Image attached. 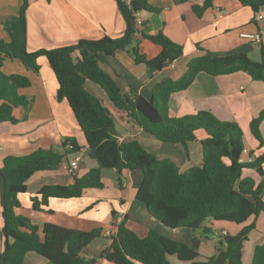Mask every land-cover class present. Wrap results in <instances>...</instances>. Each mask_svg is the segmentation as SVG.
<instances>
[{
	"label": "trees",
	"instance_id": "obj_1",
	"mask_svg": "<svg viewBox=\"0 0 264 264\" xmlns=\"http://www.w3.org/2000/svg\"><path fill=\"white\" fill-rule=\"evenodd\" d=\"M238 1L249 5L254 13L259 7H264V0ZM116 2L126 24L125 33L116 38L80 39L72 45L28 52L25 46V12L29 0H21L18 14L8 17L3 23L8 40L0 37V67L3 60L9 58L37 72V58L44 56L58 83L57 98L67 100L83 134L87 155L97 162L83 175H74L68 185L42 186L31 198L32 208L46 205L50 197H79L88 188H102V170L114 169L119 186L123 170H140L142 176L135 198L147 206L151 216L168 228H201L204 233L209 231L203 225L206 220L241 224L264 212V155L249 162L238 160L243 150L240 126L234 121L220 120L208 110L172 116L168 106L170 95L187 88L200 72L220 75L244 71L252 79L264 82V46L260 47L259 60L243 53L221 57L194 56L178 78L165 77L157 81L152 86L150 97L146 98L132 86L123 90L115 79L116 74L113 76L102 67L103 56H114L125 50L135 63H143L148 74L152 75L179 58L182 47L160 31L149 34L136 27V12L156 10L146 0ZM210 5L211 0H204L202 5H193L192 8L200 15ZM131 43L134 45L128 48ZM87 82L97 85L116 111L122 112L146 134L163 143L180 144L186 149L189 142L196 140L197 131H203L201 164L180 170L172 158L158 157L136 138L120 142L109 109L86 87ZM30 83L27 76L5 74L0 69V122H18L12 114L14 107L29 109L32 100L20 94L18 89L28 87ZM263 119L264 109L249 123L251 133L258 140H261L258 127ZM62 148V152L37 148L29 154L3 158L0 204L4 242L0 264H23L29 251L37 252L53 264H94V258L86 257L84 250L103 233L102 228L81 230L49 221L40 226L21 209L18 196L25 192L26 180L37 171L59 168L68 154L81 149L74 138H65ZM244 168H254L262 179L255 183L253 178L243 176ZM253 227L252 222L243 225L235 234H218L214 255L199 260L197 237L186 244L153 229L144 236H138L125 226L124 221H120L108 235L110 244L100 251L98 258L113 264H171L168 255L172 254L180 260H190L191 264H243V244ZM252 264H264V240L254 247Z\"/></svg>",
	"mask_w": 264,
	"mask_h": 264
},
{
	"label": "crops",
	"instance_id": "obj_2",
	"mask_svg": "<svg viewBox=\"0 0 264 264\" xmlns=\"http://www.w3.org/2000/svg\"><path fill=\"white\" fill-rule=\"evenodd\" d=\"M146 1L156 10L139 12L142 32H162L181 45L182 54L152 75L148 74L143 63H135L125 50L118 51L114 56L104 55L102 67L111 75L116 74L115 79L119 85L121 81L120 87L123 90L126 86H132L149 98L154 83L165 77L178 78L185 71L188 61L198 55L221 57L243 53L259 60L260 47L264 46V24L260 41L253 42L241 36L242 33H254L259 29V23L254 20V11L249 5L238 0H211V5L197 15L192 6L202 5L204 0ZM20 5L21 0H0V37L4 40H8V34L3 23L8 17L18 14ZM125 30L126 24L116 0H29L25 12V46L28 52L72 45L80 39L96 40L103 36L116 38L122 36ZM137 38L140 39L139 34ZM37 63V72L9 58H5L0 67L5 74L18 73L29 78L30 85L19 88L18 92L32 100L27 111L22 106L12 109L18 122H0V166L6 155H25L37 148H52L62 152V141L65 138H74L81 149L68 154L67 160L59 168L37 171L26 180V190L18 197L22 211L30 216L32 222L41 226L44 221H49L81 230L102 228L103 233L84 250L86 257L94 258V264H113L98 258V255L110 244L106 231L115 230L120 221H124L125 226L138 236H144L153 229L186 244L197 237L199 260L214 255L218 233L225 231L235 234L243 225L253 222L254 227L242 248L243 264H252L254 247L264 240V212L241 224L226 220H206L203 225L209 231L204 233L201 228H168L151 216L147 206L135 198L142 176L140 170H123L119 186L116 171L103 169L102 188H88L79 197H50L46 205L33 209L31 198L42 186L68 185L72 183L74 175L81 176L97 165L96 160L87 155L83 134L67 100L57 98L58 83L46 58L39 56ZM86 87L109 109L120 142L136 138L158 157L172 158L180 170L201 164L200 140L205 137L203 131H197L196 140L189 142L186 149L172 143L166 149L157 142L159 140L146 134L122 112L116 111L97 85L87 82ZM168 106L172 116L208 110L220 120L236 122L242 130L243 150L240 158L246 162L249 157L254 159L264 155V119L258 127L261 140L256 139L249 128L250 120L264 109V82L252 79L246 72L220 75L200 72L187 88L170 95ZM161 147L164 149L159 150ZM76 155L80 159L77 168L71 172L66 165ZM262 168L264 170V162ZM242 175L253 178L255 183L262 179L254 168H244ZM3 225L0 204V253L4 242ZM168 260L171 264H191L190 260H180L172 254L168 255ZM23 264L53 263L37 252L29 251L25 254Z\"/></svg>",
	"mask_w": 264,
	"mask_h": 264
},
{
	"label": "built area",
	"instance_id": "obj_3",
	"mask_svg": "<svg viewBox=\"0 0 264 264\" xmlns=\"http://www.w3.org/2000/svg\"><path fill=\"white\" fill-rule=\"evenodd\" d=\"M136 19H135V24L137 28H141V20L139 18V12H136L135 14ZM254 20L259 23V29L254 32V33H242L241 36L248 38L249 40L253 41V42H258L261 40V36L263 33V24H264V7H259L257 9V11L254 13ZM80 159L79 155H76L72 160H70L69 162H67V168L69 169V171H74L77 168V164L78 161ZM240 162H244L243 159H241L239 157L238 159ZM252 158H248V160L246 162L252 161ZM113 230H107L106 234L109 235ZM225 231H221L218 234H225Z\"/></svg>",
	"mask_w": 264,
	"mask_h": 264
},
{
	"label": "rangeland",
	"instance_id": "obj_4",
	"mask_svg": "<svg viewBox=\"0 0 264 264\" xmlns=\"http://www.w3.org/2000/svg\"><path fill=\"white\" fill-rule=\"evenodd\" d=\"M134 45V43H131L130 45H128V48H130V47H132ZM120 83V85H122L121 84V81L119 82ZM156 140V139H155ZM157 142H159V144L162 146V147H164V148H166V149H168V147H166L167 145H170L171 143H163V142H160V141H157ZM161 147V148H162ZM159 148V150H163L164 148ZM170 148V147H169ZM156 149H158V148H156Z\"/></svg>",
	"mask_w": 264,
	"mask_h": 264
}]
</instances>
